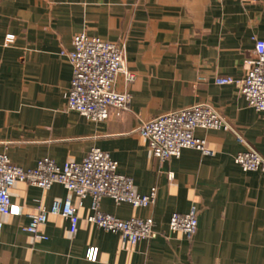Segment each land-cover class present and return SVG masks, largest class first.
I'll use <instances>...</instances> for the list:
<instances>
[{
  "label": "crops",
  "instance_id": "0c3cea01",
  "mask_svg": "<svg viewBox=\"0 0 264 264\" xmlns=\"http://www.w3.org/2000/svg\"><path fill=\"white\" fill-rule=\"evenodd\" d=\"M83 32L124 45L126 67L135 75L115 83L117 92L132 95L130 110L111 109L103 123L66 108L73 70L61 52L72 51ZM7 34L16 35L9 48ZM255 39L264 41V0H0V156L32 169L45 157L59 166L81 163L99 148L138 193L157 188L148 209L107 197L99 205L123 221L152 218L153 239L121 247L118 235L87 223L88 197L74 238L60 216H49L46 241L23 231L29 217L7 218L0 264H264V174L234 162L247 147L264 157V112L249 107L235 86L215 82L246 76ZM199 104L212 106L245 144L233 132L198 129L196 137L207 140L213 155L186 149L164 163L150 157L140 124ZM67 197L60 184L43 191L18 183L12 190L13 203L28 214ZM193 206L196 234L172 233V215Z\"/></svg>",
  "mask_w": 264,
  "mask_h": 264
},
{
  "label": "built area",
  "instance_id": "2783aa9c",
  "mask_svg": "<svg viewBox=\"0 0 264 264\" xmlns=\"http://www.w3.org/2000/svg\"><path fill=\"white\" fill-rule=\"evenodd\" d=\"M247 1L255 3L258 0ZM15 41L16 35L7 34L3 45L9 48ZM255 44L256 57L249 62L243 79L217 77L215 82L217 85L235 86L249 107L264 112V41L255 39ZM61 55L69 60L73 70L67 92V111L91 122L103 123L109 118L111 109L130 110L132 95L115 90L118 76L123 75L128 83L135 79L126 67L124 45L83 32L74 37L73 50L62 51ZM198 129L233 132L237 141L245 144L225 118L207 104L194 105L142 122L137 133L146 141L149 156L164 163L171 158H179L186 149L213 155L207 140L196 137ZM234 162L245 172L264 174V157L251 147L237 153ZM169 177L173 175L170 173ZM18 183L43 191L60 184L67 190L68 197L65 200L55 199L50 210L39 208L28 214L24 205L12 201V190ZM88 197L92 199L93 213L87 216V223L118 235L121 247L133 248L141 241L156 237L152 218L133 216L123 221L100 210V201L105 197L117 204L127 203L134 209H148L157 200L156 187L147 194L138 193L133 179L119 172L118 162L109 153L94 148L81 163L69 160L63 166L45 157L32 169L14 165L7 154L0 156V230L7 218L25 215L30 223L23 231L34 241H46L48 237L43 229L49 216L53 215L69 222V237L74 238L79 230V209ZM198 212L193 206L186 214H173L170 231L191 239L197 232Z\"/></svg>",
  "mask_w": 264,
  "mask_h": 264
}]
</instances>
